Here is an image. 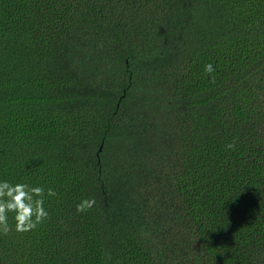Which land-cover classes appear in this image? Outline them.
Masks as SVG:
<instances>
[{"label":"trees","instance_id":"trees-1","mask_svg":"<svg viewBox=\"0 0 264 264\" xmlns=\"http://www.w3.org/2000/svg\"><path fill=\"white\" fill-rule=\"evenodd\" d=\"M0 178V264H264V0H0Z\"/></svg>","mask_w":264,"mask_h":264},{"label":"clouds","instance_id":"clouds-1","mask_svg":"<svg viewBox=\"0 0 264 264\" xmlns=\"http://www.w3.org/2000/svg\"><path fill=\"white\" fill-rule=\"evenodd\" d=\"M215 68L212 63L204 65V73L212 75ZM229 149L234 144L227 145ZM59 194L51 187L31 184L27 181L15 182L0 178V236H7L10 232L28 233L35 231L49 218V211L45 206L48 198ZM96 204L94 198L81 199L75 205L77 213H86ZM11 220V223H10Z\"/></svg>","mask_w":264,"mask_h":264}]
</instances>
